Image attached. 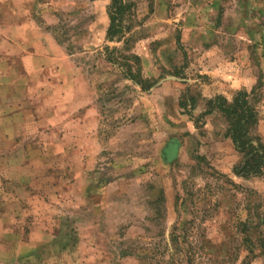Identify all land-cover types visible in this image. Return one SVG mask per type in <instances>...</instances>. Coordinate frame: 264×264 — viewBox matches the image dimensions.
Returning a JSON list of instances; mask_svg holds the SVG:
<instances>
[{
  "label": "rangeland",
  "instance_id": "rangeland-1",
  "mask_svg": "<svg viewBox=\"0 0 264 264\" xmlns=\"http://www.w3.org/2000/svg\"><path fill=\"white\" fill-rule=\"evenodd\" d=\"M133 1L146 92L110 0H0V264H264V177L201 117L244 90L264 145V0Z\"/></svg>",
  "mask_w": 264,
  "mask_h": 264
},
{
  "label": "trees",
  "instance_id": "trees-1",
  "mask_svg": "<svg viewBox=\"0 0 264 264\" xmlns=\"http://www.w3.org/2000/svg\"><path fill=\"white\" fill-rule=\"evenodd\" d=\"M133 0H110L107 8L109 19L105 41L121 44V47H104V60L116 66L123 78L139 87L141 91H148L154 82L142 75L140 57L132 53V38L129 36L133 28ZM251 95L246 91L236 92L231 100L222 96H215L205 100L202 116L217 114L225 124L224 137L229 139L240 160L233 167V173L238 178L264 177V145L254 131L258 124V112L251 101ZM186 105L193 110L195 99L189 90L184 94ZM264 216L256 226L264 225ZM248 256L240 264H250Z\"/></svg>",
  "mask_w": 264,
  "mask_h": 264
},
{
  "label": "crops",
  "instance_id": "crops-1",
  "mask_svg": "<svg viewBox=\"0 0 264 264\" xmlns=\"http://www.w3.org/2000/svg\"><path fill=\"white\" fill-rule=\"evenodd\" d=\"M233 78V77H232ZM234 78H236V77H234ZM242 81L244 82V83H239V85H238V87H241V86H251V84L249 83V82H251V80L249 79L248 81H246V79H242ZM247 83H249V84H247Z\"/></svg>",
  "mask_w": 264,
  "mask_h": 264
}]
</instances>
